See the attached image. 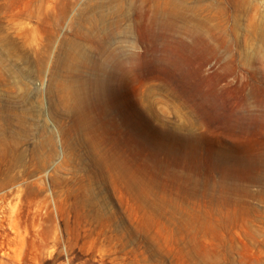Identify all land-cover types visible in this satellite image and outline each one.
<instances>
[{
  "label": "rangeland",
  "instance_id": "rangeland-1",
  "mask_svg": "<svg viewBox=\"0 0 264 264\" xmlns=\"http://www.w3.org/2000/svg\"><path fill=\"white\" fill-rule=\"evenodd\" d=\"M0 264H264V0H0Z\"/></svg>",
  "mask_w": 264,
  "mask_h": 264
}]
</instances>
